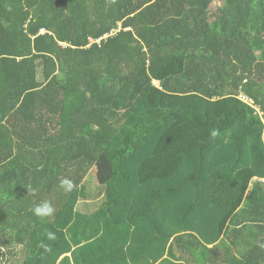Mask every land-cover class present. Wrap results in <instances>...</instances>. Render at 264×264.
I'll return each mask as SVG.
<instances>
[{
	"label": "trees",
	"instance_id": "obj_1",
	"mask_svg": "<svg viewBox=\"0 0 264 264\" xmlns=\"http://www.w3.org/2000/svg\"><path fill=\"white\" fill-rule=\"evenodd\" d=\"M0 264H264V0H0Z\"/></svg>",
	"mask_w": 264,
	"mask_h": 264
},
{
	"label": "clouds",
	"instance_id": "obj_2",
	"mask_svg": "<svg viewBox=\"0 0 264 264\" xmlns=\"http://www.w3.org/2000/svg\"><path fill=\"white\" fill-rule=\"evenodd\" d=\"M242 97L244 96L239 95V98L241 100H243ZM210 134L213 138H215L219 133L217 130H212ZM60 188L63 189L65 192H70L73 188V184L70 180L64 179L60 182ZM54 211H55L54 208L47 201L38 204L33 209L34 215L40 218L50 217L54 214ZM47 236H48V239L50 240L56 239L55 233L48 232Z\"/></svg>",
	"mask_w": 264,
	"mask_h": 264
},
{
	"label": "rangeland",
	"instance_id": "obj_3",
	"mask_svg": "<svg viewBox=\"0 0 264 264\" xmlns=\"http://www.w3.org/2000/svg\"><path fill=\"white\" fill-rule=\"evenodd\" d=\"M156 85H158V83H156ZM241 95V94H240ZM243 100L247 101L248 99L245 97H242Z\"/></svg>",
	"mask_w": 264,
	"mask_h": 264
},
{
	"label": "bare ground",
	"instance_id": "obj_4",
	"mask_svg": "<svg viewBox=\"0 0 264 264\" xmlns=\"http://www.w3.org/2000/svg\"><path fill=\"white\" fill-rule=\"evenodd\" d=\"M243 101H245V100H243ZM248 101V100H247Z\"/></svg>",
	"mask_w": 264,
	"mask_h": 264
},
{
	"label": "crops",
	"instance_id": "obj_5",
	"mask_svg": "<svg viewBox=\"0 0 264 264\" xmlns=\"http://www.w3.org/2000/svg\"><path fill=\"white\" fill-rule=\"evenodd\" d=\"M157 82H155V84H156Z\"/></svg>",
	"mask_w": 264,
	"mask_h": 264
}]
</instances>
